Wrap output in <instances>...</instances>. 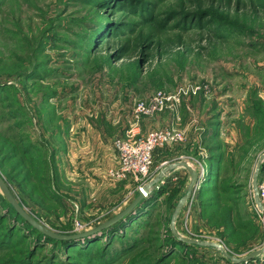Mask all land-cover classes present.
Here are the masks:
<instances>
[{
  "label": "rangeland",
  "instance_id": "1",
  "mask_svg": "<svg viewBox=\"0 0 264 264\" xmlns=\"http://www.w3.org/2000/svg\"><path fill=\"white\" fill-rule=\"evenodd\" d=\"M160 91L176 100L136 115ZM168 127L181 139L155 151L146 177L112 175L127 131ZM262 154L264 0H0V174L48 228L94 229L187 161L200 180L175 227L245 256L264 247L252 178ZM176 168L73 245L39 232L0 188V264H264V252L236 263L174 235L191 182Z\"/></svg>",
  "mask_w": 264,
  "mask_h": 264
},
{
  "label": "water",
  "instance_id": "2",
  "mask_svg": "<svg viewBox=\"0 0 264 264\" xmlns=\"http://www.w3.org/2000/svg\"><path fill=\"white\" fill-rule=\"evenodd\" d=\"M257 162L258 163H257L256 169L252 177L253 178V188H254V194H256V203L259 206V208L264 210V205L262 204L261 199L258 194V188H259L258 176L264 164V154H262L259 157ZM178 165H183L187 168V170L189 171L190 177H191V182L188 185L182 197L179 199V202L177 203L175 207L174 214L171 219L170 228H172L174 235L178 239H181L182 241L189 243V244H196V245L199 244L203 246H212V247L216 246L222 250L226 258L228 259L231 258L236 263H245L247 261L254 259L258 255H260L261 252H264V247H263L260 250L250 252L249 254H246L245 256L237 257L231 254L230 252L228 253V251L226 250V248L224 247L222 243H218L216 241L200 240V239L196 240L193 238H188L186 236H183L179 233L178 229L175 227V224L180 215V211L183 208L184 204L193 197L192 195L200 180L199 173L196 170V168L194 169L190 165V163H188L187 161H178L177 163L168 165L165 168H163L162 172H160L155 178H153L150 183H147V185L141 186L138 189V194L136 198L133 201H131V203L126 208H124L122 211L117 213L115 217L101 223L100 226H97L94 229L84 231V233H80V234H69V233L64 234V233L55 231L53 229L48 228L43 223H41L39 220H37V218H34L33 216H31L28 213V211L24 208V206L20 203V201L17 200L9 184H7V182L5 181L4 177L1 176V174H0V188L4 192L6 198L10 201V203L12 204L16 212L20 214L21 216H23V218H25L34 228H36L39 232L43 233L47 237L55 238L57 240H68L71 238H84L85 236H89V235L98 233L102 231L103 229L109 228L115 225L116 222L128 216L134 208H136L143 200L147 199V196L152 192L153 189H155L156 187H159V182H161V180L163 179V176L167 174L173 168L178 167Z\"/></svg>",
  "mask_w": 264,
  "mask_h": 264
},
{
  "label": "built area",
  "instance_id": "3",
  "mask_svg": "<svg viewBox=\"0 0 264 264\" xmlns=\"http://www.w3.org/2000/svg\"><path fill=\"white\" fill-rule=\"evenodd\" d=\"M176 95L168 94L164 91L156 92L152 96V104L148 105L144 101L136 103V115L141 116L155 111H161L169 101L176 100ZM181 137L180 131L176 128L168 127L153 131L145 137H134L130 131L127 135L116 142L119 150V160L111 173L117 178H126L130 175H136L144 178L152 168L155 151L165 145L174 144ZM258 194L264 205V178L259 181ZM255 210H257L259 220L264 230V210L259 208L256 203V194H254ZM258 264V263H257Z\"/></svg>",
  "mask_w": 264,
  "mask_h": 264
},
{
  "label": "crops",
  "instance_id": "4",
  "mask_svg": "<svg viewBox=\"0 0 264 264\" xmlns=\"http://www.w3.org/2000/svg\"><path fill=\"white\" fill-rule=\"evenodd\" d=\"M173 125H174V127L179 126L178 124L176 125V123L173 124ZM164 150H165V149H164ZM164 150H162V151L160 150V151L156 152V156H157V160H156V162H158L160 159H163V158H164V156L161 157V155L164 154V152H163ZM158 159H159V160H158ZM161 161H162V160H161ZM181 167H183V166H179V167H177L176 170H180Z\"/></svg>",
  "mask_w": 264,
  "mask_h": 264
},
{
  "label": "trees",
  "instance_id": "5",
  "mask_svg": "<svg viewBox=\"0 0 264 264\" xmlns=\"http://www.w3.org/2000/svg\"><path fill=\"white\" fill-rule=\"evenodd\" d=\"M160 191H161V190H160ZM160 191H159V192H160ZM160 194L162 195L163 192H161ZM160 194H159V195H160ZM121 221H122V220H121ZM121 221H120V222H121ZM113 226H115V225H113ZM61 241H62V240H61ZM75 241H76V240H68V241H62V242L65 243V244L73 245V242L75 243ZM79 245H80V244H79Z\"/></svg>",
  "mask_w": 264,
  "mask_h": 264
}]
</instances>
